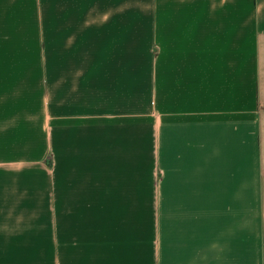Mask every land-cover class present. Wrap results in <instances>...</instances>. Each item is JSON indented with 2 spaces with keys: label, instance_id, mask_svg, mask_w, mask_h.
<instances>
[{
  "label": "crops",
  "instance_id": "crops-1",
  "mask_svg": "<svg viewBox=\"0 0 264 264\" xmlns=\"http://www.w3.org/2000/svg\"><path fill=\"white\" fill-rule=\"evenodd\" d=\"M0 264H264V0H0Z\"/></svg>",
  "mask_w": 264,
  "mask_h": 264
}]
</instances>
